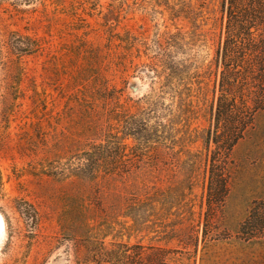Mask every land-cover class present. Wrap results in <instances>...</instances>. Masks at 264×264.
I'll use <instances>...</instances> for the list:
<instances>
[{
	"label": "rangeland",
	"instance_id": "1",
	"mask_svg": "<svg viewBox=\"0 0 264 264\" xmlns=\"http://www.w3.org/2000/svg\"><path fill=\"white\" fill-rule=\"evenodd\" d=\"M225 1L0 0V264H264L262 66L232 70L263 105L244 138L205 140Z\"/></svg>",
	"mask_w": 264,
	"mask_h": 264
},
{
	"label": "trees",
	"instance_id": "2",
	"mask_svg": "<svg viewBox=\"0 0 264 264\" xmlns=\"http://www.w3.org/2000/svg\"><path fill=\"white\" fill-rule=\"evenodd\" d=\"M223 10L227 18L222 46L226 68L223 73L225 77L221 85V96L217 103L215 121L217 129L214 131V138L212 129L207 130L205 140L207 145H210L211 142L218 146L224 144L228 150H231L240 139L244 138L248 128L252 126L256 112L263 108L260 101L257 102L250 98L251 106L248 101L237 100L236 95L232 97L228 93L231 94L229 87L234 67L248 68L250 75H254L253 66L260 65L262 66L260 72H264V0H226L223 3ZM220 125L226 133L222 139L218 132ZM215 162L213 160L211 168H207L206 193L209 209L219 202L218 198L221 192L227 189L224 173L215 169ZM180 190L178 187H173L152 193L150 197L151 213L154 215L159 210L164 211L176 207V201L182 195ZM138 216L140 217V215ZM158 252H161V256L156 254L155 261L163 262L164 258L162 257L164 256L161 249H158ZM153 261L154 258L151 257V264Z\"/></svg>",
	"mask_w": 264,
	"mask_h": 264
},
{
	"label": "flooded vegetation",
	"instance_id": "3",
	"mask_svg": "<svg viewBox=\"0 0 264 264\" xmlns=\"http://www.w3.org/2000/svg\"><path fill=\"white\" fill-rule=\"evenodd\" d=\"M67 235H68V234H67ZM66 239L69 240V239H68V236L66 237Z\"/></svg>",
	"mask_w": 264,
	"mask_h": 264
}]
</instances>
